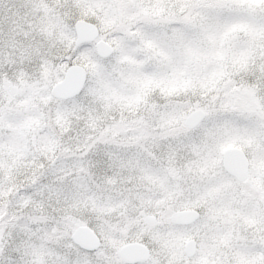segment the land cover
<instances>
[{"label":"snow or ice","instance_id":"1","mask_svg":"<svg viewBox=\"0 0 264 264\" xmlns=\"http://www.w3.org/2000/svg\"><path fill=\"white\" fill-rule=\"evenodd\" d=\"M0 264H264V0H0Z\"/></svg>","mask_w":264,"mask_h":264}]
</instances>
